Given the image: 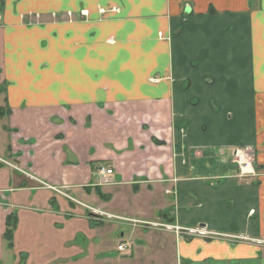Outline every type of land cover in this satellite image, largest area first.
Segmentation results:
<instances>
[{
  "label": "crops",
  "instance_id": "0c3cea01",
  "mask_svg": "<svg viewBox=\"0 0 264 264\" xmlns=\"http://www.w3.org/2000/svg\"><path fill=\"white\" fill-rule=\"evenodd\" d=\"M12 213L25 264H264V0H1L0 264Z\"/></svg>",
  "mask_w": 264,
  "mask_h": 264
},
{
  "label": "built area",
  "instance_id": "2783aa9c",
  "mask_svg": "<svg viewBox=\"0 0 264 264\" xmlns=\"http://www.w3.org/2000/svg\"><path fill=\"white\" fill-rule=\"evenodd\" d=\"M236 156L238 157L237 158V163L240 166L239 170L241 171V174L244 175V176H247V177H248V175H254L255 171H254V169L252 167V161L248 160V159H245L243 157V155L237 154ZM7 163L10 166L16 167L14 164H11L10 162H7ZM112 173H113L112 169H106L105 167H102L99 170V173L97 174L100 177V183L101 184L108 183L109 182V176ZM133 221H135V220H133ZM152 225H155V224H152ZM125 247H126V245L122 243V244L119 245L118 249L123 251L125 249Z\"/></svg>",
  "mask_w": 264,
  "mask_h": 264
},
{
  "label": "rangeland",
  "instance_id": "374dc122",
  "mask_svg": "<svg viewBox=\"0 0 264 264\" xmlns=\"http://www.w3.org/2000/svg\"><path fill=\"white\" fill-rule=\"evenodd\" d=\"M1 1V0H0ZM242 154V153H241ZM252 155H250V154H243V157L245 158V159H248V160H251V157ZM237 157V156H236ZM128 221V220H127ZM130 221V220H129ZM131 222V221H130ZM144 222H146V223H144ZM143 223H136V225L138 226V224H140L142 227H143V229L145 230V228H148V227H150V226H152V224H151V222H149V221H144ZM132 224H134L135 222H131ZM149 229V228H148ZM13 241H15V237L13 238ZM6 243V242H5ZM19 248H21V247H19ZM23 249V248H22ZM12 250V248H5V252H4V261H3V263L2 264H20L19 263V259L20 260H22L21 261V264H25V262H27L26 261V258H27V256H24V255H20V257H18V259H16L15 258V256H14V253L11 251ZM21 253V252H20ZM22 254V253H21ZM19 255V254H18ZM78 257H80L79 255H78Z\"/></svg>",
  "mask_w": 264,
  "mask_h": 264
},
{
  "label": "trees",
  "instance_id": "16d2710c",
  "mask_svg": "<svg viewBox=\"0 0 264 264\" xmlns=\"http://www.w3.org/2000/svg\"><path fill=\"white\" fill-rule=\"evenodd\" d=\"M98 191L99 194L104 197V194L101 191V189H98ZM17 223H18V216L16 213H12L7 217L6 231L4 234V238L7 241L8 248H12L14 246L13 238Z\"/></svg>",
  "mask_w": 264,
  "mask_h": 264
}]
</instances>
